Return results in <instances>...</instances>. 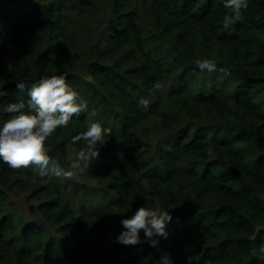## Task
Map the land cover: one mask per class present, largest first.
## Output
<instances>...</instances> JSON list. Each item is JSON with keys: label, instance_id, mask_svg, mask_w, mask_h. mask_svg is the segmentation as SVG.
I'll use <instances>...</instances> for the list:
<instances>
[{"label": "trees", "instance_id": "16d2710c", "mask_svg": "<svg viewBox=\"0 0 264 264\" xmlns=\"http://www.w3.org/2000/svg\"><path fill=\"white\" fill-rule=\"evenodd\" d=\"M170 1L156 0L153 11L156 25L164 32L179 30L172 40L175 52L158 62L168 72L164 77L153 67L159 51L144 34L146 27L137 21L135 0H113V22L99 51L111 55L131 42L130 38L142 49L140 64L132 72L139 74L144 90L154 97L151 111L159 110L154 123L162 135L153 151L159 163H148L152 152L144 149L147 140L136 127L144 115L138 94L114 78L105 64L91 65V75L110 101V112L102 111V122L112 131L99 158L90 164L89 175L110 180L108 193L114 197L113 205L123 211L122 219L141 205L159 207L172 216L166 228L168 237H158L156 247L116 242L118 253L125 254L120 264H153L162 253H168L173 264H264V259L250 254L253 247L264 244V200L258 195L264 194V0H248L243 21L228 29L223 28V16L229 11L223 0H180L177 11L167 7ZM61 2L0 0V46L18 37L36 43L50 29L54 33L36 65V75L24 76L23 82L50 75L46 72L50 62L74 45L64 26L51 21ZM81 3L91 5L92 1ZM199 31L202 48H191L194 54L190 57L181 53L188 43L176 51L189 33ZM211 35L215 37L210 40ZM214 42L227 60L217 63L215 72H201L190 60L199 57V52L208 54ZM161 78L166 82L163 89L174 97L160 107L161 92L152 89ZM11 85L8 96L25 98L16 83ZM186 89L190 95L184 93ZM83 95L90 111L97 108L101 98L95 93ZM86 117V113L74 117L67 128L60 129L64 132L49 138V143L54 142L50 154L59 157L71 137L86 130ZM113 119L121 120L119 129L111 123ZM74 146L79 149L84 142ZM7 167L0 161L2 185L9 183ZM9 188L0 189V264H13L9 259L15 264H108L85 239L83 214L60 207L57 197L37 208L31 204V212L39 209L44 219L57 225L55 234H50L45 224L20 223L3 212L12 202ZM58 213L63 218L56 219ZM124 230L120 223L115 238ZM140 237L144 239L143 232Z\"/></svg>", "mask_w": 264, "mask_h": 264}, {"label": "rangeland", "instance_id": "374dc122", "mask_svg": "<svg viewBox=\"0 0 264 264\" xmlns=\"http://www.w3.org/2000/svg\"><path fill=\"white\" fill-rule=\"evenodd\" d=\"M91 1V5H85L81 3V0H62L60 6L54 10L52 23L63 25L65 32L72 36L75 42L67 54L56 57L50 62L46 72L50 75L65 74L67 82L86 100L88 98H86V95H83V92H87L88 95L95 93V97L101 98L97 100L98 106L95 108L98 115L93 119L102 120L103 116H105L102 114V111L108 113L111 108L110 101L105 100V89L91 75V65L93 62H99L108 66L114 78L121 79L126 85L132 87L134 92L138 94V101L141 98L148 99L150 101L149 105H151L154 97H152L148 90H144L139 74L132 72V69L140 64L139 56L142 57V49L133 41V38H130L131 42L127 43L124 47L115 49L111 55L100 53L101 49L104 48L103 39H106V31L114 18V14L112 13L113 0ZM135 2L138 7L137 21L146 27L147 32L144 34L150 37L149 42L156 44L159 51L156 60L153 62V67L159 69L162 77H164L168 72H166L167 70L162 71L158 62L162 59H169L171 53L175 52L172 48V40L174 35L179 34V30L173 29L164 32L162 28L156 25L153 13L157 5L156 0H135ZM170 2L167 5L170 9L177 11L180 8V0H172ZM178 17L180 18V16ZM196 30L198 31V29ZM53 35V31L50 29L36 43L25 37H18L0 46V86H2L0 91L5 93L0 97V121L9 118L10 114L6 112L7 105L20 101L16 96L10 97L7 95L11 89V84L23 81L24 76L34 77L36 75V65L42 58L44 50L49 45ZM188 35L189 37L183 39V42L181 41L182 44L177 47L176 51L180 49L181 45L184 46L181 49H185L186 45L184 43H188L189 47L182 50L181 53L184 52L186 56L190 57L194 54L193 49L202 48L200 44L202 36L200 31L196 34L189 33ZM214 37L215 35H211L210 40ZM215 43L212 44L208 54H205L206 51L199 52L202 54L199 57H192L190 62L196 64L197 60L204 59V55L205 58L214 59L216 64L225 62L227 58L224 52L214 45ZM177 53L178 55L180 54V52ZM168 65H174V63L169 62ZM161 79L159 82L164 86L166 82H164V79ZM25 83L30 87L32 82ZM160 92L161 105L159 106L161 107L173 98L174 94L169 89L163 88ZM184 93L190 95V89L184 90ZM24 96L25 98L23 97L21 100L26 102L28 99L27 89L24 91ZM89 107H91L90 104ZM158 112L159 110L151 111V107L149 106L143 110L144 115L136 124V127L144 133L142 137L147 140L146 144L143 145L144 149L147 152H152V158L148 162L149 164L151 162V165L159 163L157 154L153 152L157 137L162 135V133H158L157 127H155L157 123H154ZM86 122L88 124V121ZM120 122V119H113L111 123L115 126V129H119ZM60 131L64 132L57 129L53 135ZM53 143H49L48 141V147L51 148ZM77 150L78 148L72 145L60 153L59 157H54L50 153L49 155L52 159L58 161L62 167L67 169L75 158ZM144 156L148 157L147 154ZM89 166L85 167L82 165L80 169L76 170L78 179L68 181H61L55 177L41 178L38 175L39 168L37 166L19 171H13L7 167L9 183L6 185L0 183V189H8L10 187L9 195L12 202L6 204L2 210L3 212H7L13 219H16V221H20V223L32 221L45 224L49 228L50 234H55V227L57 225L51 223L50 220L44 219L41 211L36 208L41 202L57 197L60 207H67L75 214L84 215V237L88 244L91 245L94 254L102 257L108 264H120L125 260L123 259L125 254L118 253L115 232L120 225L123 211L113 205L112 199L114 197L111 193H108L107 188L110 180H102L90 176L88 173ZM144 181V186L147 188V180ZM258 195L259 198L264 200L263 193H259ZM31 204L36 207L34 212L29 210ZM55 217L56 219L58 217L63 218V214H55ZM9 261L15 264L12 259H9Z\"/></svg>", "mask_w": 264, "mask_h": 264}, {"label": "clouds", "instance_id": "9594fccd", "mask_svg": "<svg viewBox=\"0 0 264 264\" xmlns=\"http://www.w3.org/2000/svg\"><path fill=\"white\" fill-rule=\"evenodd\" d=\"M223 5L229 10L223 16V28L228 29L243 21L249 2L223 0ZM196 66L201 72L217 71L214 59H199ZM219 71L228 74L223 68ZM163 87L157 81L152 90H161ZM16 88L22 92L27 89L28 99L26 102L20 100L9 103L6 107V112L10 115L8 119L0 121V161L13 171L37 166L41 178L55 177L61 181L78 179L76 170L82 165L89 166L93 160L99 158L100 148L107 143L105 138L111 136V128L105 127L102 120L93 119L97 117V111L89 110L88 101L67 82L65 74L42 76L32 82L30 87L20 81ZM4 94L0 91V97ZM139 104L147 109L150 101L141 98ZM82 113L87 114V128L72 136L66 147L80 141L84 142V146L76 151L75 158L66 169L49 155L51 148L48 147V141L57 129L67 128L73 118H78ZM171 220L170 211L141 205L130 217L121 219L120 223L125 230L115 238V242L132 247L148 243L150 247H156L159 243L158 237H168L166 228ZM141 232L144 233L143 240L140 237ZM250 254L264 259V244L253 247ZM153 264H173V260L168 253H162L160 259Z\"/></svg>", "mask_w": 264, "mask_h": 264}]
</instances>
